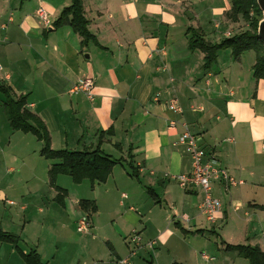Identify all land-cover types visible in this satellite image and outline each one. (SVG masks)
Returning <instances> with one entry per match:
<instances>
[{
  "label": "crops",
  "instance_id": "obj_1",
  "mask_svg": "<svg viewBox=\"0 0 264 264\" xmlns=\"http://www.w3.org/2000/svg\"><path fill=\"white\" fill-rule=\"evenodd\" d=\"M192 1L153 0L151 4L147 0H82L92 34L82 46L79 34L69 25H53L68 0H0V87L14 97H24L25 108L42 122L53 149L98 147L120 161L106 181L91 184L94 195L87 200L95 206L94 211L79 205L82 198L69 200L67 189L55 183L58 175L54 185L48 179L53 189L51 200L56 205L48 204L47 212L57 206L58 217L65 223L61 232L71 224L70 214L75 224L88 213L91 227H96L91 217L110 203L112 217L116 214L112 226L124 239L135 227L140 235L146 231L147 241L155 240L153 248L157 242L168 243L173 255L162 257L160 249L153 251L162 264H203L201 253L181 242L186 236L195 240L208 232L220 239L216 246L221 252L207 264H249L224 247L249 244L264 250V79L252 74L255 55L234 58L222 49L215 63L202 69L203 52L187 46L190 30L209 42L216 40L207 39L205 22L201 21L203 12L193 8ZM230 5V0H224L213 8L214 13L221 14L218 22L212 21L214 28L223 27L221 36L233 22L226 17ZM39 7L48 15V26L36 15ZM169 22L180 24V32L175 34ZM85 77L94 81L92 99L82 92L69 93L73 83ZM172 96L178 99L181 114L166 107L165 101ZM3 99L0 91V108ZM169 119L186 121L206 154L218 159L220 166L240 181L227 191L216 180L211 181L212 193L221 204L214 224L197 209L201 192L191 186L183 189L171 177L188 172L190 158L173 145L180 127L168 128ZM1 122L10 130L6 117H0ZM122 176L135 178L151 202L142 204L143 193L139 191L137 195L119 192L123 179L117 180ZM58 187L66 191L62 204L55 200ZM5 195L0 188V198ZM20 197L23 200L24 196ZM122 199L130 204L118 212ZM161 201L172 211L173 227L167 225L164 230L161 213L165 212L168 220L170 212L162 209ZM133 203L146 209L143 221ZM27 207L22 203L19 210ZM60 208L67 211L66 220ZM14 216L9 213L5 221L1 217L0 227L17 235L19 241L25 224L18 234L11 232ZM8 244L12 255L15 246ZM176 245L181 246L180 259L175 256ZM109 248L116 264H120L124 252L112 244ZM35 250L44 264H50L57 252H42L39 246Z\"/></svg>",
  "mask_w": 264,
  "mask_h": 264
},
{
  "label": "rangeland",
  "instance_id": "obj_2",
  "mask_svg": "<svg viewBox=\"0 0 264 264\" xmlns=\"http://www.w3.org/2000/svg\"><path fill=\"white\" fill-rule=\"evenodd\" d=\"M147 1L153 4V0ZM223 2L224 0L192 1L193 8L196 7L197 10L203 12L201 21L205 22L207 39L216 40L213 41L215 43L226 37L220 34L223 27L218 30L213 26L215 21H219L218 18H220L221 15L214 13L213 8L221 3L223 4ZM260 18L261 13L258 15L251 9L248 19H243L239 16L237 21L232 22L228 18V20L232 22L228 30L231 31V34L241 32L250 28L251 22H256ZM213 20L215 21L212 22ZM169 25H174L173 32H175V34L180 32V24L177 25V22H169ZM182 34L183 32L181 36ZM222 51H224L223 53L231 54V52H229L230 48H223ZM247 55H249V57H254L255 53L253 50L243 51L241 53V58L247 59ZM244 63L246 64L245 61ZM0 117L1 119L5 118L2 108H0ZM9 140H11V143L8 146ZM41 144L42 143L32 133H24L21 131L11 132L8 128H5L3 122L0 123V188H2L6 194L3 199L0 198V218L3 217L5 221L9 213H15L16 216H14L13 220L14 224L11 225L13 231L11 230V232L17 234L19 230H21L20 228L23 226V222L25 224L20 240L16 243V247H14V254L11 255V248L8 242L0 241V264H27L18 248H25L28 252L30 250L36 252L35 249L37 246L41 247L42 252L45 250L51 252L56 249L55 259L51 261L50 264H116L115 257L111 255V249L109 248L111 244L117 251H123L125 257L129 255L131 249H135L136 253L130 257L129 264H162L161 259L159 261L154 258L153 255V251L158 249L161 250L162 257L173 255V253L168 250V243L163 245L157 242V247L153 249H149L146 245L144 246L147 241L146 231L144 233L142 232L143 236L140 235L142 237L141 246L133 247V244L128 242V236L124 239L113 228L112 220L116 217V214L112 217V205H110V203H107L103 208L101 207L99 214H93L91 218L94 220L93 225L96 227H91L88 234H80L76 231V220L75 224L72 223L74 221L71 222L73 218L71 214L69 217L72 225L70 224L69 227L66 228L67 231L63 230L61 232V226L65 225V223H62L64 221L58 217L59 214L55 210L57 206H52V208H50L51 210L47 212L49 208L48 204L52 203V205H56L53 204L51 200L53 189L49 187L47 172V168L53 161L39 154ZM1 149L6 152L3 153ZM122 166L125 170H129L126 163H123ZM116 167H120V165ZM57 177L55 183L67 189L69 200H77L78 198L89 199L94 195L93 188H91V183L88 179H83L76 183L72 181L68 174H58ZM127 178L124 176L118 178L117 181L123 179L121 186H119V188L122 189H119V192L123 190L129 192L131 195H137L139 191L143 193V198L140 199L142 204L144 201L151 202L152 198L143 187H140L136 179ZM109 180V185L114 184L112 178ZM8 184L10 185L9 188L7 187ZM38 188H41L40 192L37 191ZM20 195L24 196L23 200L20 199ZM8 200L13 201V203L10 204L7 202ZM118 200L116 201L117 204ZM122 200L123 205L117 207L118 212L126 210L130 204L125 199ZM22 203L28 205L25 211L19 210V205ZM136 204L133 205V208L141 213L143 221L146 217V209L142 207V204ZM161 206L162 209H167L170 212L168 214V220H165V212L161 213V228L164 230L167 225L173 227L170 220L172 211L166 208L163 201H161ZM156 207H158V205H156ZM61 212L66 220L68 215V213H66L67 211L62 210ZM134 214L136 215V212H134ZM116 221L119 222V219H116ZM133 228L137 229L135 227ZM63 232H65V234H63ZM218 241H220V239L215 234L208 232L205 236H200L195 240L190 236H186L181 242V245H185L186 247L191 246L196 252L206 253L216 257L217 254L221 252L216 246V242L218 243ZM41 244L44 245V247H42ZM169 244L173 243L169 242ZM176 249L177 253L175 256L180 259V255L182 254L181 246L176 245Z\"/></svg>",
  "mask_w": 264,
  "mask_h": 264
},
{
  "label": "trees",
  "instance_id": "obj_3",
  "mask_svg": "<svg viewBox=\"0 0 264 264\" xmlns=\"http://www.w3.org/2000/svg\"><path fill=\"white\" fill-rule=\"evenodd\" d=\"M68 1L69 4L61 8L57 18L53 21V25H69L79 34L80 44L85 46L92 34L87 27L88 22L84 16L82 0ZM230 4V9L226 16L233 22L237 21L239 16L243 19H248L251 9L258 15L260 14L255 0H230ZM257 22H251L250 28L226 36L217 43L209 42L195 31L190 30L191 35L188 38L187 46L191 50L199 49L203 52L201 67L204 70L209 69L215 63L216 54L220 49L230 48L231 55L234 58H238L243 51L253 50L255 62L252 66V74L256 78L264 79V46L256 34ZM0 91L4 94L2 109L10 130H19L35 135L42 143L39 154L53 161L47 170L51 185H54V180L58 174H68L72 181L76 183L83 179H88L91 184L104 182L110 175L113 166L120 162L119 159L103 153L98 147H84L80 150L69 148L53 149L50 146L49 136L42 122L25 108L24 97H14L8 93L9 91L6 88L0 87ZM101 134H103L102 131L99 136ZM129 174L132 176L136 175L134 171H130ZM58 190L60 192L56 194L55 200L62 204V197L66 191L59 187ZM79 205L84 210L88 208L90 211L95 210V206L87 199L80 200ZM0 241L12 243L16 247L18 237L13 233L3 231L0 227ZM224 248L234 251L238 256L247 259L249 264H264V250L257 245L225 244ZM18 249L27 264H44L34 250L23 253L20 248Z\"/></svg>",
  "mask_w": 264,
  "mask_h": 264
},
{
  "label": "built area",
  "instance_id": "obj_4",
  "mask_svg": "<svg viewBox=\"0 0 264 264\" xmlns=\"http://www.w3.org/2000/svg\"><path fill=\"white\" fill-rule=\"evenodd\" d=\"M37 17L40 19L44 26L50 24L47 13L42 7H39L36 11ZM229 31L225 32V36H230ZM94 85V81L91 77H85L77 80L71 88L69 93L82 92L92 99L91 88ZM158 99V94L154 97ZM166 107L175 112L182 113V107L178 99L174 96L165 101ZM180 127V131L177 134V139L173 142V145L179 146L190 158V170L188 172H182L172 175L171 177L176 180L177 184L186 189L188 186L198 189L201 192V199L198 202L197 209L205 219L214 224L217 220V215L220 211V200L212 193L211 181L216 180L219 186L227 191L231 186H235L240 181L231 177L227 171L220 166V162L212 155L206 154V152L199 145V139L196 134L192 133L189 129V125L184 120L169 119L168 128ZM125 197V194H122ZM10 204L13 201H9ZM132 209V208H131ZM236 210L237 207L234 206ZM76 231L80 234H88L91 228L88 213L83 214L76 220ZM128 236V242L133 244V247L141 246V236L139 231L131 229ZM155 240H148L145 245L149 248H153ZM135 249H131L127 257L119 260L120 264H129L131 255L135 254ZM203 264H207L213 259L211 255L201 253Z\"/></svg>",
  "mask_w": 264,
  "mask_h": 264
},
{
  "label": "water",
  "instance_id": "obj_5",
  "mask_svg": "<svg viewBox=\"0 0 264 264\" xmlns=\"http://www.w3.org/2000/svg\"><path fill=\"white\" fill-rule=\"evenodd\" d=\"M261 13V18L257 22L256 34L264 46V0H255Z\"/></svg>",
  "mask_w": 264,
  "mask_h": 264
}]
</instances>
